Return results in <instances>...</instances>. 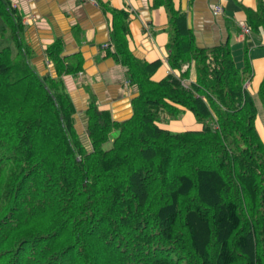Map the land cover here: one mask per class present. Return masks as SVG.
<instances>
[{"label": "trees", "instance_id": "16d2710c", "mask_svg": "<svg viewBox=\"0 0 264 264\" xmlns=\"http://www.w3.org/2000/svg\"><path fill=\"white\" fill-rule=\"evenodd\" d=\"M153 6L168 13L167 61L180 75L153 81L160 61L132 54L129 15L111 10L105 49L137 95L124 122L91 101L85 146L63 82L81 74V57L55 41L45 51L55 76L40 75L21 15L0 0V39L12 42L0 48V264H264V144L247 54L237 67L228 44L198 49L171 0ZM256 8L252 32L264 28V0ZM184 110L199 130L160 127Z\"/></svg>", "mask_w": 264, "mask_h": 264}, {"label": "crops", "instance_id": "0c3cea01", "mask_svg": "<svg viewBox=\"0 0 264 264\" xmlns=\"http://www.w3.org/2000/svg\"><path fill=\"white\" fill-rule=\"evenodd\" d=\"M8 1L22 17V39L32 52L31 65L40 75L55 76L53 66L45 56L46 49L55 41L62 42V56L81 57V74L63 77L76 111L74 119L78 132H85L83 113L91 101H95L99 110L110 112L115 122H124L133 114L131 102L137 95L136 90L129 85L126 69L108 56L103 48V45L111 44V10L125 11L129 15L127 41L132 54L147 63L160 61V67L152 76L153 81L158 82L169 74L180 75L170 69L167 61L170 39L168 13L163 6L154 7V0ZM171 2L176 11L185 14L187 28L191 30L198 49L228 44L237 67L242 65L244 52L247 54L252 74L246 89L255 100V127L264 144V101L257 96L264 79V28L245 35L242 31L245 26L250 29L248 13L256 11V0ZM216 6L221 8L217 15L213 13ZM2 29L4 24L0 17V31ZM186 68L184 65L183 70ZM194 80L191 66L188 81ZM190 114L184 110L179 120L159 125L167 130L187 129L185 121L193 120Z\"/></svg>", "mask_w": 264, "mask_h": 264}, {"label": "rangeland", "instance_id": "374dc122", "mask_svg": "<svg viewBox=\"0 0 264 264\" xmlns=\"http://www.w3.org/2000/svg\"><path fill=\"white\" fill-rule=\"evenodd\" d=\"M4 46H12V42L9 38V34L7 33L5 36H4V39L1 40L0 39V48L4 47ZM191 115V114H190ZM192 117V115H191ZM193 120H189V121H185V124L187 126V129H183L180 128V129H175V128H172V129H168L169 131L171 132H175V133H178V132H183L184 130L188 131V130H199L200 129V125L197 124L194 120V118L192 117ZM198 126V128H196ZM80 134V137H81V140L83 142V144L85 146H88V141L84 135V133H81V132H78Z\"/></svg>", "mask_w": 264, "mask_h": 264}, {"label": "built area", "instance_id": "2783aa9c", "mask_svg": "<svg viewBox=\"0 0 264 264\" xmlns=\"http://www.w3.org/2000/svg\"><path fill=\"white\" fill-rule=\"evenodd\" d=\"M213 13H214L215 15L220 14V13H221V8L218 7V6L214 7V8H213ZM242 31H243V34L245 35V34H249L250 29L247 28V27L245 26V27H242ZM107 46H108V45H103V48H107ZM245 86H246V85H245Z\"/></svg>", "mask_w": 264, "mask_h": 264}]
</instances>
